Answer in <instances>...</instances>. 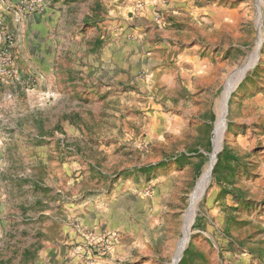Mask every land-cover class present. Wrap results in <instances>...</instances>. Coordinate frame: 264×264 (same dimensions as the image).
<instances>
[{"label":"rangeland","instance_id":"obj_1","mask_svg":"<svg viewBox=\"0 0 264 264\" xmlns=\"http://www.w3.org/2000/svg\"><path fill=\"white\" fill-rule=\"evenodd\" d=\"M30 1L0 0L3 47L8 36L12 45L27 36L16 31L21 19L13 11L26 25L28 16L41 17L57 4L42 0V7L25 9ZM179 1L184 4L176 5L147 42L133 75L134 91L125 94L123 106L114 97L86 94L80 102L88 111H79L82 120H75L83 127L64 125L65 156L80 166L66 177L74 188L65 201H92L103 226L87 231L85 239L63 242V228H82L76 217L57 212L49 224H9L0 237V264H49L48 239L67 247L72 264H172L190 195L212 158L224 101L211 177L177 264H264V0ZM72 20L58 17L56 26L67 31ZM232 78L238 81L224 100ZM51 130L52 136L60 133ZM107 232L116 235L109 250L84 260L81 251L90 238Z\"/></svg>","mask_w":264,"mask_h":264},{"label":"crops","instance_id":"obj_2","mask_svg":"<svg viewBox=\"0 0 264 264\" xmlns=\"http://www.w3.org/2000/svg\"><path fill=\"white\" fill-rule=\"evenodd\" d=\"M55 3L41 17L28 16L31 22L26 25L16 11L11 14L21 19L15 24L16 31H26L27 36L11 46L13 83L0 85V237L9 224L22 226L28 221L32 225L39 220L49 224L57 212L61 217H76L82 227L68 232L63 228L59 237L63 242L85 239L87 231L103 226L92 201H65L73 186L68 187L66 177L80 166L69 161L74 156H65L64 125L83 127L77 121L82 120L79 111H88L80 102L86 94L107 95L108 100L114 97L123 106L125 94L134 91L133 75L142 52L149 48L147 42L155 39L176 5L184 4L179 0ZM58 17L61 22L66 17L74 19L67 31L56 26ZM68 42L73 45L68 47ZM52 128L60 133L52 136ZM65 251L67 247L48 239L44 260L72 264Z\"/></svg>","mask_w":264,"mask_h":264},{"label":"bare ground","instance_id":"obj_3","mask_svg":"<svg viewBox=\"0 0 264 264\" xmlns=\"http://www.w3.org/2000/svg\"><path fill=\"white\" fill-rule=\"evenodd\" d=\"M244 70H245L244 67L242 69H240L241 75L244 73ZM237 81H238V78L237 79L232 78L228 81L226 88H225V94H224L225 99L224 100H226L228 94L234 88ZM224 115H225V101L223 103L222 108H220V110L218 111V116H217V119L215 122L214 136H213V141H212L213 142V154H211L212 158L210 159L211 161L209 162L208 166L203 170L200 178L198 179V181L196 183V186H195L193 192L190 195V203H189L190 206L186 210L185 215H184V229H183L184 237L178 246V249L176 252V258L172 264H174L176 259L179 257V255H180V253H181V251H182V249H183V247L187 241V237H188V233H189V226H190L193 214L195 213L194 211H195L196 202H197L198 198L200 197L202 191L204 190V188L208 184L209 178L211 177L210 173H211V168L213 166L212 164L214 161V155H215V153L219 147L221 135H222V129L224 127V122H225Z\"/></svg>","mask_w":264,"mask_h":264},{"label":"built area","instance_id":"obj_4","mask_svg":"<svg viewBox=\"0 0 264 264\" xmlns=\"http://www.w3.org/2000/svg\"><path fill=\"white\" fill-rule=\"evenodd\" d=\"M42 0H32L25 2V9H37L42 7ZM11 38L7 37V44L0 48V85L10 86L14 81V72L11 68ZM115 232H107L103 237L98 239L90 238L88 241L89 248L83 249L81 255L88 262L94 261L97 256L103 255L109 250V246L115 240Z\"/></svg>","mask_w":264,"mask_h":264},{"label":"water","instance_id":"obj_5","mask_svg":"<svg viewBox=\"0 0 264 264\" xmlns=\"http://www.w3.org/2000/svg\"><path fill=\"white\" fill-rule=\"evenodd\" d=\"M213 164H214V162H213ZM178 260H179V257L176 259V261L174 262V264H177Z\"/></svg>","mask_w":264,"mask_h":264}]
</instances>
